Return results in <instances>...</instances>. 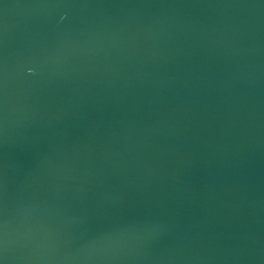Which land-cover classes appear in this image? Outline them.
<instances>
[{"label":"water","instance_id":"obj_1","mask_svg":"<svg viewBox=\"0 0 264 264\" xmlns=\"http://www.w3.org/2000/svg\"><path fill=\"white\" fill-rule=\"evenodd\" d=\"M0 264H264V0H0Z\"/></svg>","mask_w":264,"mask_h":264}]
</instances>
